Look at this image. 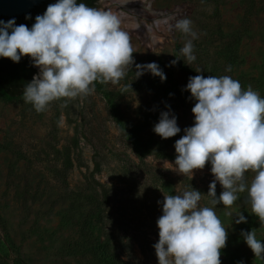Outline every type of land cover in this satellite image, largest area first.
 I'll use <instances>...</instances> for the list:
<instances>
[{"label":"rangeland","instance_id":"obj_1","mask_svg":"<svg viewBox=\"0 0 264 264\" xmlns=\"http://www.w3.org/2000/svg\"><path fill=\"white\" fill-rule=\"evenodd\" d=\"M111 2L98 0L96 8L108 11ZM146 2L143 8L136 6L146 14L142 31L122 28L129 35L134 63L118 83L97 80L91 94L54 100L39 113L23 97L7 101L0 95V264H92L88 255L67 252L90 232L110 234L127 264H158L153 245L159 239L156 221L162 211L157 201L182 194L190 185L202 193L200 206L212 207L227 229L221 264H238L226 257L232 252L243 264H264L240 234L242 229L254 230L264 241V223L251 212L246 192L238 193L231 207L212 205L207 195L214 179L209 163L191 177L174 170L175 160L153 155L140 160L113 116L117 106L147 132L168 110L166 105L171 108V101L155 92L151 73L139 77L144 79L139 86L123 89L136 79L137 64L151 62L170 76L172 72L184 88L192 76L227 75L238 80L242 90L251 86L264 97V0ZM185 17L198 36L192 41L196 59L190 64L180 49L191 37L173 27ZM233 40L238 41V57L229 61L223 48ZM177 59L175 66H168ZM229 66L231 71H226ZM190 96L186 91L183 108L171 109L182 136L194 123L195 101ZM65 151L71 156L69 169ZM253 175L246 173L249 183ZM87 183L98 189L101 219L80 196ZM222 191L217 182V197ZM240 212L247 223H235Z\"/></svg>","mask_w":264,"mask_h":264},{"label":"clouds","instance_id":"obj_2","mask_svg":"<svg viewBox=\"0 0 264 264\" xmlns=\"http://www.w3.org/2000/svg\"><path fill=\"white\" fill-rule=\"evenodd\" d=\"M192 23L185 17L173 25L191 37L180 49L189 64L196 59L192 41L198 38ZM133 53L116 14L78 0H56L35 17L30 29L17 26L14 18L0 20V57L18 63L28 56L39 69L22 94L38 113L54 100L91 94L97 80L118 83L134 63ZM177 62L172 60L168 66ZM226 71H231L230 66ZM145 73L166 80L156 62L136 65V79ZM183 90L195 101L194 123L174 143V170L192 177L194 170L209 163L214 176L207 193L211 204L231 207L238 193L246 192L251 212L264 223V97L251 86L242 90L240 82L227 75L189 77ZM166 107L153 127L162 139L181 131L176 115ZM249 171L254 173L250 183ZM217 182L223 188L219 197ZM201 198L202 193L190 185L182 194L163 195L157 201L162 211L156 221L159 239L153 245L158 264H221L228 232L212 207L200 206ZM236 217V224L247 223L241 212ZM240 234L254 256L264 259V241L257 239L255 231L242 229Z\"/></svg>","mask_w":264,"mask_h":264},{"label":"trees","instance_id":"obj_3","mask_svg":"<svg viewBox=\"0 0 264 264\" xmlns=\"http://www.w3.org/2000/svg\"><path fill=\"white\" fill-rule=\"evenodd\" d=\"M55 2L56 0H47L34 8L30 13L13 17L16 25L24 24L30 29L35 23V17L42 15L46 11L47 6ZM80 2L85 3L89 7L96 8L98 0H78V3ZM26 16H30L31 18L25 19ZM13 18L0 17V20L7 22ZM237 45V40L224 44V53L229 61H234L238 57ZM163 72L166 75V80L163 82L159 77L154 76L153 84L155 92L163 99L171 101V109H182L186 97V91L183 90L184 87L177 84L172 72L171 76L167 71L163 70ZM35 74L36 70L28 56H23L18 63L13 62L9 58L0 57V95L7 101L22 98L24 86L32 80ZM143 80L142 78L134 79L129 83L130 87L125 86L123 89L129 90L130 88L137 87ZM170 93L172 94L171 96L169 95ZM113 116L119 128L125 131L127 141L133 146L140 160H144L150 155L156 158L175 160L177 154L175 153L174 143L182 137V134L178 133L174 137L162 139L153 131V127L158 123L159 118L155 119L149 131L146 132L142 123L123 116L117 106H113ZM63 161L67 169L72 167L70 152H64ZM66 173L67 170L63 174ZM82 190L83 193H80L81 198L97 209L95 215L97 219H101L102 203L97 187L87 183ZM67 252L80 257L88 255L92 259V264H127L120 251L112 246L110 234H106L103 237L92 232L83 234L81 241L75 242L71 249H67ZM226 257L233 263L240 262L236 252L228 253Z\"/></svg>","mask_w":264,"mask_h":264},{"label":"bare ground","instance_id":"obj_4","mask_svg":"<svg viewBox=\"0 0 264 264\" xmlns=\"http://www.w3.org/2000/svg\"><path fill=\"white\" fill-rule=\"evenodd\" d=\"M108 11L116 14L121 19V28L141 30L143 18L146 14L136 6L148 5L146 0H111Z\"/></svg>","mask_w":264,"mask_h":264},{"label":"water","instance_id":"obj_5","mask_svg":"<svg viewBox=\"0 0 264 264\" xmlns=\"http://www.w3.org/2000/svg\"><path fill=\"white\" fill-rule=\"evenodd\" d=\"M47 0H0V17L13 18L30 13ZM174 11H169L171 15Z\"/></svg>","mask_w":264,"mask_h":264}]
</instances>
